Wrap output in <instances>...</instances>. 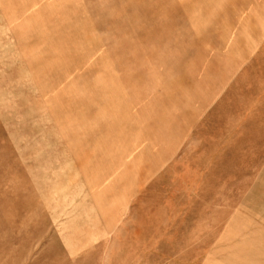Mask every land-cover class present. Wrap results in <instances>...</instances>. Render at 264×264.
<instances>
[{
  "label": "rangeland",
  "instance_id": "obj_1",
  "mask_svg": "<svg viewBox=\"0 0 264 264\" xmlns=\"http://www.w3.org/2000/svg\"><path fill=\"white\" fill-rule=\"evenodd\" d=\"M0 264H264V0H0Z\"/></svg>",
  "mask_w": 264,
  "mask_h": 264
}]
</instances>
